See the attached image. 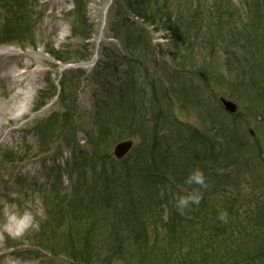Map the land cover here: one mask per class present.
<instances>
[{"label":"rangeland","instance_id":"374dc122","mask_svg":"<svg viewBox=\"0 0 264 264\" xmlns=\"http://www.w3.org/2000/svg\"><path fill=\"white\" fill-rule=\"evenodd\" d=\"M75 1L26 0L29 7L25 38L0 41V51L6 48L29 54L18 59L16 71L24 72L23 78L30 75L10 90V80L0 72V107L7 109V119L0 129V264H7L8 260L14 264H72L64 257L51 258L45 245L49 239L50 245L58 248L73 245L77 249V244L83 248L84 243L69 237L67 231L66 235L62 234L65 228L60 231L57 224L66 225L67 230V220L60 216L57 222L54 220L52 203L62 205L66 195L78 184L82 186L85 179L89 189H100L103 196L111 200L113 209H119L121 205L122 208L134 207L132 195L141 198L142 208L151 205L152 210L142 214L144 222L139 225L146 229L140 227L137 232L140 240L148 241L147 247L151 246L153 238L147 225L150 222L158 226L156 217L159 223L163 222L162 227L172 219L177 223L188 219L194 221L196 216L204 217V213L210 212L207 206L210 209L216 207L219 212L221 199L235 197L248 198L250 207L253 206L251 199H258L255 201L257 209L253 210L261 208V214H264V123H258L256 119L260 118V105L264 102L263 99L258 103V100L262 101L259 93L264 96V86L257 90L256 100L255 93L249 91L246 83L239 82L240 76L233 71L235 63L231 67L226 63L233 57L228 54L225 30L220 34L210 33L218 29L217 15L222 22V18L227 21L224 13L229 10L237 25L232 38L237 41L241 38L246 46L254 45L255 42L245 43L248 41L245 37L252 33L257 37L264 36V0H168V13L174 15L185 16V13L193 12L194 7L198 9L202 30L198 34L199 40L189 44L187 40L178 41L176 36L171 39L167 30L146 24L142 17L126 14L123 7L121 15L133 24L130 33L122 27L116 0H81L85 10L79 16L85 22L80 25L72 16ZM259 12L262 15L258 16ZM3 20L4 11L0 10V25ZM247 32L251 34L247 35ZM116 33L119 41L113 38ZM137 38L138 45L132 50L134 44L127 39ZM126 44H130L128 50H123L121 45ZM129 52H135L132 59L127 57ZM107 54H118L116 61L106 59ZM103 61L110 70L105 74L107 81L97 78ZM243 64L240 58L236 68ZM112 71L117 73L112 74ZM252 76L258 80L260 72L257 70ZM117 77L135 82L142 90L135 103L130 98L134 96L131 92L125 100L127 105H110L114 114H128L129 124L119 130L121 125L114 122L109 125L117 124L109 128L115 130L114 135H98L97 126H101L95 118L94 103L101 99L107 101L100 84L107 82L104 88L117 96ZM29 92L31 98L28 108L24 109L25 95ZM16 93L19 95L13 99L11 96ZM220 97L236 105L238 110L234 116L230 117L221 108ZM152 101L156 104L152 105ZM152 108L162 111L166 118L171 117L172 123L202 132L210 140L214 139L215 132H219L215 137L223 157L222 164L227 160L225 157L235 163V166L233 163L228 166L231 167L228 172L234 170L235 181L224 189L225 197L221 187L218 192H213L192 180V175L185 181L174 180L175 176L168 174L164 187L158 186V193L152 198L149 195L152 187H147L146 183L145 186L140 176L145 167L135 173V181L126 182L123 178L121 181L115 179L114 183L112 179L105 181L103 173L116 174L123 170L120 162L117 161L116 166L111 162L116 143L130 141L133 150L145 145L147 131L152 128L149 122L153 117ZM98 138L101 140L99 147L95 145ZM90 142H96L94 160L89 157L94 153L87 145ZM74 159L81 163L86 160L84 180L78 181L76 169H70ZM217 169L219 172L220 168ZM217 172L215 175L220 177ZM179 176L187 178L185 174ZM210 178V174L206 175L204 182ZM114 186H117L115 194ZM56 189L59 192L53 194ZM93 195V198H99V194ZM97 208L105 210L102 205ZM111 212L105 210L104 217L110 218ZM125 217L132 226L134 222H140L134 221L131 215L125 214ZM87 225L77 227V232H80L79 228L86 232ZM165 232L168 233L160 230V239L165 237ZM39 237L44 239L41 246L37 241Z\"/></svg>","mask_w":264,"mask_h":264},{"label":"trees","instance_id":"16d2710c","mask_svg":"<svg viewBox=\"0 0 264 264\" xmlns=\"http://www.w3.org/2000/svg\"><path fill=\"white\" fill-rule=\"evenodd\" d=\"M115 2L118 11L117 15L121 17V22L123 21L122 27L126 28L130 33L133 31L130 27H133V24L130 25L129 18L121 15L123 7L126 14L142 17L146 24L154 25L155 27L158 25V27L167 30L171 39L176 36L178 41L183 40L185 42L187 40L188 44L191 41L199 40L198 34L201 32L202 26L198 22L199 13L197 7H194L193 12L185 13L186 15L184 16L183 14L174 15L168 13L170 8L168 0H116ZM121 2L123 4H120ZM28 4L26 0H0V10L4 11L5 17L3 24L0 25V41L2 43L24 37L23 34L28 26ZM82 5L83 2L81 0H76L75 10L72 14L75 23L80 25L85 22L84 18L79 16L85 10ZM212 12L217 15V12L213 10ZM224 15H226L228 20L226 21L222 18V22L217 15L215 23H218V29L210 33L218 32L220 34L221 31L225 30L227 43L229 44L228 54L233 57L229 60L227 59L226 63H229V67H231L232 63H235V70L233 71L240 76L239 82H245L249 91L255 93L257 100V90L259 91L260 86H264V36L260 35L257 37L254 33L247 32V35H251L245 37L248 40L245 43H255L254 45H244L243 41H240L242 40L241 38L239 41L232 38V35L236 34L235 26H237L233 22L232 13L226 10ZM259 15L262 14L259 12ZM80 31L82 32L83 29L80 28ZM113 38L117 41L120 39L117 33L114 34ZM256 39H261L263 42H257ZM127 41L134 44L132 50L138 45L136 44L138 38L132 39V41L127 39ZM129 45H121V47L123 50H128L127 46ZM129 53H127V57L132 59L135 52ZM117 56L118 54L116 56L107 54L106 59L112 58L116 61ZM240 58H242L244 64L240 68H236ZM101 65L102 68L97 74V78L100 80L105 78V81H107L105 74L110 73V70L106 68L104 61ZM257 70L260 72L258 80L252 76ZM115 73L117 72L112 71V74ZM115 80L119 82L116 91L117 96L114 92L104 88L107 82H102L100 87L106 92L107 101L104 102L101 99L94 103L95 118L101 126H97L98 135L104 133L114 135L115 130L109 129L117 125L109 127L114 122L121 125L118 128L119 130L129 124L128 114L119 113L116 115L110 109V105L113 103L119 106L127 105L125 100L128 99L131 92L134 93V96L130 98L135 103L139 99L140 90H142L141 86L138 87L135 82L132 83L125 78L120 79L117 77ZM259 96V99L262 100H258L260 104L263 102L264 96L260 93ZM141 100L143 101L142 98ZM151 104H156V101H152ZM260 106L262 107L258 114L260 118H256L258 119L256 121L264 123V102L263 106ZM150 111L153 115L149 119L152 128L147 131L144 140L145 145L137 150H132L126 155L125 159L118 161L123 170L116 171V174L113 172L109 174L103 173L105 181L112 179L114 183L115 179L121 181L122 178L126 182L135 181L136 178L133 177L136 175L135 173L145 167L144 172L140 176L144 185L146 183L147 187H152L149 194L150 197L158 193V186L164 187V181H166L168 174L175 176L173 177L174 180L182 179L185 181H188L192 175V180L200 184L201 187L205 186L213 192H218L221 187V192H224L222 196L225 197L226 192L224 189L235 181V177L233 176L234 170L232 171L233 173L228 172L229 168L231 169L228 166H232L230 164L233 162L225 156L226 162L223 164L221 162L223 157L218 151V141L215 137L219 135V132H215L213 135L214 139L210 140L202 132L189 130L186 126L172 123L171 117H164L160 110L155 111L152 108ZM104 117H107V119ZM96 142L97 144H95ZM96 142L87 144L91 147L92 152L97 151L95 145L98 147L101 145L99 138ZM102 144L104 145V142ZM102 154L105 155L104 153ZM96 155L97 153L94 152L89 157L94 160ZM82 162L76 159L71 162L70 169H76L75 178L78 181L84 180L82 174L85 171L86 160L84 159ZM99 162L103 164L102 160H99ZM111 162L115 163V166L118 164L117 160L115 161L113 158ZM216 163L220 164L216 165ZM233 165L235 166V163ZM217 168H220L219 172H217ZM216 172L220 173L221 176L217 177L215 175ZM181 174L187 175V178L180 177L179 175ZM209 174L211 178L204 182L206 175ZM196 177L197 179H195ZM86 180H84L82 186L78 184V187L74 188L72 193L66 195L65 204L52 203L54 220L57 222L58 216L67 220L65 222L68 225L67 230L66 225L57 224L60 231L65 228L62 234L66 235L65 232L67 231L69 237L78 239L84 243V246L82 248L77 244V249L73 245L58 248L57 245H50V240L47 239L48 243L45 248L51 258L64 257L72 264H264V214H261V208L258 209L260 212L253 210L257 209L255 208L257 202L255 204V201L258 199H251V203H253L251 207L248 198L246 200L243 197L221 199L219 212L216 207L215 209H210L207 206L210 212L204 213V217L196 216L194 221L188 219L181 220L179 223L172 219L167 221L163 227V222L159 223L156 217L158 226L156 223L150 224V222L147 225L149 232L153 233L151 246L147 247L148 241L142 238L140 240L137 232L140 227L146 229V226L139 225L144 222L141 219L144 216L142 214L147 213L150 209L152 210L151 205L147 208H142L141 198H134L132 195L130 198L134 207L122 208L121 205L119 209H113L111 200L106 199L100 189H89ZM113 189L115 194L117 186H114ZM53 192V194H57L59 191L56 189ZM96 193L99 194V198H93V194ZM101 205L102 209L112 210L110 218L106 219L104 217L105 210H98L97 207ZM131 209L134 210L133 213ZM125 214L126 216L131 215V217H134V221L140 220V222L136 224L133 221L132 226ZM85 225H87L86 232H83V229L80 230V228L78 230L80 232H77V227ZM162 229L168 231V233L165 232V237L160 239L159 234H161L160 230L162 231ZM146 236L145 232L144 237ZM43 240L41 237L37 238L39 246L43 245Z\"/></svg>","mask_w":264,"mask_h":264},{"label":"bare ground","instance_id":"6f19581e","mask_svg":"<svg viewBox=\"0 0 264 264\" xmlns=\"http://www.w3.org/2000/svg\"><path fill=\"white\" fill-rule=\"evenodd\" d=\"M16 56V57H15ZM29 54L28 53H18L15 50H10V49H4L0 51V72L2 73V76L5 78L7 77L10 81H9V86H10V90L15 89L17 86L21 85L24 81H26L27 79H29L30 75L26 78H23L24 76V72H17L16 71V64L18 63V59H20V57H28ZM15 58L14 60H12L11 62L9 60ZM20 64V63H19ZM29 67H31V64L28 65ZM36 73V71L34 72ZM33 73V74H34ZM23 94V93H21ZM30 92L27 93V95H25V100L26 103H24V109L28 108V104L30 101ZM18 93H16L15 95H12L11 97L13 99H16L18 97ZM7 109H3L0 107V129L2 128V126L4 125V121H6V117H7Z\"/></svg>","mask_w":264,"mask_h":264},{"label":"water","instance_id":"95a60500","mask_svg":"<svg viewBox=\"0 0 264 264\" xmlns=\"http://www.w3.org/2000/svg\"><path fill=\"white\" fill-rule=\"evenodd\" d=\"M219 103L221 104L225 112L228 113L229 115L235 114L237 112L236 105L232 101L230 102L220 97ZM131 147L132 145L130 141L119 142L115 144V147L113 148V156H115V158L117 159H122L130 151Z\"/></svg>","mask_w":264,"mask_h":264}]
</instances>
